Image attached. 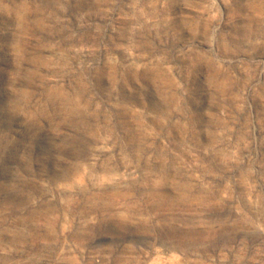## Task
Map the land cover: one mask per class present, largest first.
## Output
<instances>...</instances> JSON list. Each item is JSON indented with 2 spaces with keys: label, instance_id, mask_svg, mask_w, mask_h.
I'll return each mask as SVG.
<instances>
[{
  "label": "rangeland",
  "instance_id": "1",
  "mask_svg": "<svg viewBox=\"0 0 264 264\" xmlns=\"http://www.w3.org/2000/svg\"><path fill=\"white\" fill-rule=\"evenodd\" d=\"M71 230L264 264V0H0V264Z\"/></svg>",
  "mask_w": 264,
  "mask_h": 264
},
{
  "label": "built area",
  "instance_id": "2",
  "mask_svg": "<svg viewBox=\"0 0 264 264\" xmlns=\"http://www.w3.org/2000/svg\"><path fill=\"white\" fill-rule=\"evenodd\" d=\"M78 235L75 230H71L63 242L31 249V252L23 256L20 264H102L99 256L86 253L85 243Z\"/></svg>",
  "mask_w": 264,
  "mask_h": 264
},
{
  "label": "bare ground",
  "instance_id": "3",
  "mask_svg": "<svg viewBox=\"0 0 264 264\" xmlns=\"http://www.w3.org/2000/svg\"><path fill=\"white\" fill-rule=\"evenodd\" d=\"M125 52H127V51H125Z\"/></svg>",
  "mask_w": 264,
  "mask_h": 264
}]
</instances>
